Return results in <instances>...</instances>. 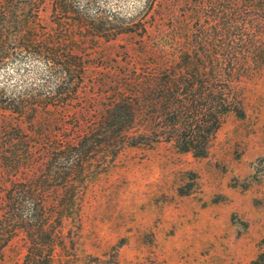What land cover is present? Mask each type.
I'll return each mask as SVG.
<instances>
[{
	"label": "trees",
	"instance_id": "obj_1",
	"mask_svg": "<svg viewBox=\"0 0 264 264\" xmlns=\"http://www.w3.org/2000/svg\"><path fill=\"white\" fill-rule=\"evenodd\" d=\"M123 1L0 0V257L21 239L20 264H54L90 162L162 141L204 157L245 113L264 0Z\"/></svg>",
	"mask_w": 264,
	"mask_h": 264
},
{
	"label": "rangeland",
	"instance_id": "obj_2",
	"mask_svg": "<svg viewBox=\"0 0 264 264\" xmlns=\"http://www.w3.org/2000/svg\"><path fill=\"white\" fill-rule=\"evenodd\" d=\"M121 43L100 45L87 84ZM257 47L247 78H237L245 113L224 118L206 156L162 141L88 164L54 264H251L264 246V176L254 169L264 156V34ZM24 253L16 239L0 264Z\"/></svg>",
	"mask_w": 264,
	"mask_h": 264
}]
</instances>
